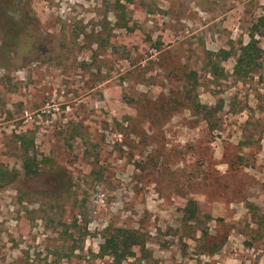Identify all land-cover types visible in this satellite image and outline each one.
I'll list each match as a JSON object with an SVG mask.
<instances>
[{
  "label": "rangeland",
  "instance_id": "374dc122",
  "mask_svg": "<svg viewBox=\"0 0 264 264\" xmlns=\"http://www.w3.org/2000/svg\"><path fill=\"white\" fill-rule=\"evenodd\" d=\"M116 2L0 0V264H264V27L258 73L206 66L264 0ZM117 229L142 242L121 262L100 252Z\"/></svg>",
  "mask_w": 264,
  "mask_h": 264
},
{
  "label": "trees",
  "instance_id": "16d2710c",
  "mask_svg": "<svg viewBox=\"0 0 264 264\" xmlns=\"http://www.w3.org/2000/svg\"><path fill=\"white\" fill-rule=\"evenodd\" d=\"M116 3H119L118 0ZM116 12V10H115ZM114 12V13H115ZM2 21L9 24L11 26L12 31L9 35H7L8 39L11 41H15V45L19 43L22 37H27L28 39H32V34L29 27H23L26 23L24 21H15L9 16L3 17ZM23 22V23H22ZM28 24V23H27ZM30 25V24H28ZM264 27V19L259 20V25L255 24L251 27L249 31V40L246 44H240L238 48L235 50L231 48L229 51L219 50L216 53H209L207 56V72L213 77H221L224 75L223 68H221V64L225 62L230 57L235 58V63L233 66V75L238 79H244L249 76H253L258 73L261 65H262V49L257 45V41L255 40L256 36H262V32L260 31V27ZM13 47V46H12ZM187 75H193L194 73L189 72ZM189 87V86H188ZM191 90H181L179 88L178 92L181 95V98L185 100L189 95ZM188 99V98H187ZM179 98L168 97L164 102L159 106L157 113L167 119L173 111L178 110L180 107H183V102L178 101ZM158 117V116H156ZM20 141L23 143L24 138H20ZM28 149H26L27 151ZM24 158V170L25 175H36L37 165L27 156L25 152ZM15 179L14 175H10L8 171H4L0 169V188L9 182ZM263 195H264V184H263ZM197 207L195 202L189 200L187 206L184 210V214H187V222H191L190 219H193L194 222H197ZM142 242L139 238V234L134 230L129 229H117L114 232L109 231L105 237L104 242L100 246V252L103 256H110L114 261L121 262L125 258L134 256V252L132 248L135 246H141ZM214 245V243H213ZM209 251V250H208Z\"/></svg>",
  "mask_w": 264,
  "mask_h": 264
}]
</instances>
